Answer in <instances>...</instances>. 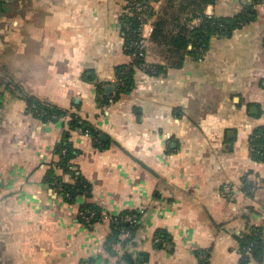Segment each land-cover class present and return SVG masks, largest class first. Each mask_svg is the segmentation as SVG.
<instances>
[{
	"label": "crops",
	"instance_id": "1",
	"mask_svg": "<svg viewBox=\"0 0 264 264\" xmlns=\"http://www.w3.org/2000/svg\"><path fill=\"white\" fill-rule=\"evenodd\" d=\"M125 12L126 0L2 1L0 264H264V160L250 143L264 125V0L206 3L205 15L246 21L182 59L151 38V16L141 36L156 72L133 68L121 91ZM30 100L68 116H40ZM71 116L94 132L70 127ZM61 142L89 184L73 201L48 180ZM83 204L100 218L80 220ZM126 211L137 222L112 242ZM254 228L261 251L243 254Z\"/></svg>",
	"mask_w": 264,
	"mask_h": 264
},
{
	"label": "trees",
	"instance_id": "2",
	"mask_svg": "<svg viewBox=\"0 0 264 264\" xmlns=\"http://www.w3.org/2000/svg\"><path fill=\"white\" fill-rule=\"evenodd\" d=\"M3 0H0V8ZM148 4L150 0H138ZM195 4L196 15H199L201 18V23L193 28L187 29L186 27H180L175 34H161V37L165 39L170 47H173L176 50H182L181 59L185 53H199L207 48L210 37L213 34H230L235 28L240 27L241 23L246 21L245 15L238 13L232 17H214L203 14V7L206 3L212 2V0H190ZM128 7V5H127ZM149 8V5L148 7ZM146 12V11H145ZM246 13V12H245ZM151 12H146V17L149 18ZM139 20L136 14H130L129 11L122 14L120 18V27L123 35L125 37V49L129 53L131 48L129 47V42L134 38L132 30L137 28ZM164 25V20L157 19L154 22V28L152 31V39L155 41L160 40V33H162V27ZM191 44L190 50H187L188 45ZM125 72L119 73L121 70H118V77L121 78L122 82L118 89L121 91L129 90L131 81V76L133 72L132 64L127 65ZM124 69V68H123ZM31 109L38 115L48 118V114L61 115L65 111L54 106H49L42 104L36 100H30L29 103ZM35 106L33 108L32 106ZM70 127L81 128L85 132L93 133L92 127L86 124V122L76 116H72L69 120ZM251 147L253 153L256 157L264 160V125L260 126L253 133L251 140ZM256 150L262 152V154H257ZM58 160L53 162L49 169L48 180L58 191L63 195L68 201H73L78 195H88L89 193V184L88 182L77 173V170L74 167L72 162L74 156V149L71 148L68 142H61L58 144L57 149ZM61 171L60 174L57 171ZM63 175H67L71 180L65 181ZM68 194V195H67ZM67 195V196H66ZM81 211L86 215L87 213L93 212L90 223L99 219L101 216L100 209L92 204H83L80 208ZM124 215L134 214V211H126ZM123 215V216H124ZM123 216H119L117 219L113 220L111 223L112 233L110 239L112 242H117L120 240V234L129 228L130 224L128 221L124 220ZM79 217V216H78ZM80 219V218H79ZM81 220V219H80ZM123 229V231H122ZM161 235V233H158ZM262 236L259 228H254L252 233L245 234L242 239V244L240 246V251H243L246 248L250 249V252L261 251L262 248Z\"/></svg>",
	"mask_w": 264,
	"mask_h": 264
},
{
	"label": "built area",
	"instance_id": "3",
	"mask_svg": "<svg viewBox=\"0 0 264 264\" xmlns=\"http://www.w3.org/2000/svg\"><path fill=\"white\" fill-rule=\"evenodd\" d=\"M128 5V11L130 14H136L139 24L137 28L132 30L134 38L130 40L129 47L132 49L131 52H129L130 55V62L133 66V68L140 70V71H147L149 73H155L156 69L151 64L147 63L144 60V53H145V47H146V40L141 36V28L143 24L147 21L146 18V9L145 4L138 0H126ZM35 108V106H32ZM68 116L66 113L61 115H56L54 113L48 114V119L50 118H56V117H63L65 118ZM72 117V116H71ZM257 154H262L259 150H256ZM68 195V194H67ZM66 195V196H67ZM93 212L84 214L83 211L79 210L78 216L79 218L85 223L90 224V218L92 216ZM124 220L128 221L130 224L129 228L133 226L137 222V214H127L123 216ZM128 229L124 232H126ZM250 252L249 248H246L242 251L243 254H248Z\"/></svg>",
	"mask_w": 264,
	"mask_h": 264
},
{
	"label": "rangeland",
	"instance_id": "4",
	"mask_svg": "<svg viewBox=\"0 0 264 264\" xmlns=\"http://www.w3.org/2000/svg\"><path fill=\"white\" fill-rule=\"evenodd\" d=\"M158 1L160 0H150L148 1V4H145L146 12L148 11L151 12V14L149 15V18L148 17L146 18L148 20L150 19L151 16L154 15L155 21L157 19L164 20V25L162 27V33H160V36H159L160 40L158 41V43H164L166 45L168 43L165 42V39L161 37V34H168V35L175 34L180 27H186L187 29H189V27H187V24L185 23L184 18L185 17L188 18V16L193 18V16L198 11L196 10L195 4L190 0H161L162 4L164 3L163 4L164 7L160 11H154L153 4ZM148 5H149V8H147ZM178 18L183 19L184 20L183 22L185 24L184 25L182 24V26H180L177 29V31L174 33V26L176 25L175 20ZM154 22H153V28H154Z\"/></svg>",
	"mask_w": 264,
	"mask_h": 264
},
{
	"label": "water",
	"instance_id": "5",
	"mask_svg": "<svg viewBox=\"0 0 264 264\" xmlns=\"http://www.w3.org/2000/svg\"><path fill=\"white\" fill-rule=\"evenodd\" d=\"M253 108H255V107H253Z\"/></svg>",
	"mask_w": 264,
	"mask_h": 264
}]
</instances>
